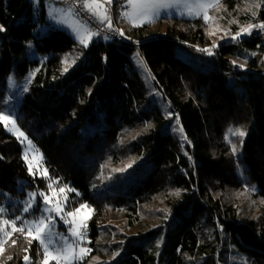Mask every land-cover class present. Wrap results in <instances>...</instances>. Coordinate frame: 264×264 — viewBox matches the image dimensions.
I'll list each match as a JSON object with an SVG mask.
<instances>
[{"label": "trees", "instance_id": "1", "mask_svg": "<svg viewBox=\"0 0 264 264\" xmlns=\"http://www.w3.org/2000/svg\"><path fill=\"white\" fill-rule=\"evenodd\" d=\"M246 1L225 4L236 12ZM44 21L30 0H0V112L10 111V77L27 71L28 42L52 53L22 98L20 125L50 177L72 189L66 207L76 199L92 208L88 253L75 264H264V72L250 59L235 76L228 59L263 50L261 34L215 44L205 21L162 16L120 41L82 45L61 28L43 34ZM135 53L169 113L148 96ZM47 189L0 120V205L12 220L38 219ZM33 193L38 201L24 211ZM18 229L0 264H42L43 246Z\"/></svg>", "mask_w": 264, "mask_h": 264}, {"label": "rangeland", "instance_id": "2", "mask_svg": "<svg viewBox=\"0 0 264 264\" xmlns=\"http://www.w3.org/2000/svg\"><path fill=\"white\" fill-rule=\"evenodd\" d=\"M34 5V11L36 17H41L45 15L46 21L42 22L39 26L40 30L43 34L48 32V30L52 27L61 28L66 30L70 35H72L79 44L88 45L97 35L92 33L90 29L85 24L81 22L72 12V10L60 3L59 1H45L42 3L41 0H30ZM263 0H247L242 7L238 8V11L232 12L227 9L226 0H220V4L217 7H208L204 9H197L195 7L189 8L186 5L194 4L195 0H180V2H176V0H164V2L172 3L174 6L172 7H160L158 10V14L153 18L149 19L147 16H140V9L136 6L140 2V0H133V3H130V0H91L90 4L92 5V9L90 10L101 22L105 24H109L113 26V18L114 12L116 13L119 19L124 18L127 23L133 25H143L144 23L152 22L155 19H158L162 16H177L182 18H199L205 21L208 24V29L210 33V37L213 43L218 44L222 41H235L238 45L240 40L243 37H249L255 33H260L263 38L264 45V29L253 28L251 29V34L240 33L242 28H247L249 25H256L260 23H264V18L260 19L258 17L259 10L262 8ZM204 2H212V0H204ZM131 4V8L129 11L123 9L128 4ZM116 10V11H115ZM199 11V15L189 14L190 12L195 13ZM230 11V12H229ZM70 12L72 13L70 15ZM125 13L133 14L135 18V23H133L132 19L129 16H126ZM255 13V15H253ZM107 15L108 20H103L102 17ZM207 15L208 19H205L204 16ZM245 15H250V21L246 22ZM79 22V23H78ZM124 34V31H122ZM237 33L240 35L233 39ZM125 37V36H124ZM81 40L84 42L82 43ZM173 52H175L178 56L188 57L189 53L187 49L179 44L173 45ZM248 55H241V58L236 56H229L228 59L232 61L233 75L236 76L238 69H247L248 68V60L254 59L259 64V70L264 72V49L263 50H248ZM28 60L24 63L20 64V68L23 69L24 65H27L26 72H18L13 73V75L9 79V91H8V99L11 103L9 113L5 114L9 119L7 121H3L4 125L7 127L8 131L14 134L23 145V156L24 159L30 169L31 172L38 176L47 180L48 189L41 194V198L43 200L42 214L40 218L52 217V220H45V223L51 227L52 232L55 234L51 242L49 243V252L48 255H45L44 250V259L42 264H45V260H47V264H50L51 261H57L60 264H66L65 257L59 255L57 249L61 247L64 243L61 239V234L64 237H67V243L73 244L75 249L76 256H82L80 259H75L72 261V264L81 261L84 256L88 253V249L83 245L87 242L88 232L85 230L87 227V222L92 216V208H81V205H86L83 203H78L75 199V204L70 206L71 208H67L66 205H69L70 194L72 189L68 185H61L57 180L50 177L48 169L45 165V157L43 153L37 148L34 142L30 139L28 134L23 130L20 122L24 120V113L19 109L22 98L28 91V87L30 82L32 81L34 75L40 69L41 65L47 58L52 55V53H39L36 51L34 42L29 41L27 47ZM36 59L37 64H31L32 60ZM133 60L135 62V69L141 74L145 88L147 90L148 96L154 100L155 104H157L160 108L167 111H170V105L166 100H164L163 96L156 90L150 73L146 68L141 56L138 53L133 55ZM243 65V67H241ZM29 66V67H28ZM26 67V66H25ZM25 69V68H24ZM172 117V113L169 114ZM12 120H15V125L12 124ZM178 123V119H175ZM173 130L177 131L180 139L185 142L186 137L184 136V132L180 128L178 124L175 123V127H172ZM19 133H23L21 136ZM233 130L230 131V136H232ZM26 137V139H25ZM28 141H31V145H29ZM131 162L127 161L126 165H129ZM63 188L64 191L61 192L60 189ZM34 194V195H33ZM30 194V207L29 210L34 207L38 201L39 195L37 193ZM48 197V203L44 202V196ZM264 203H260L259 205H263ZM29 206V204H28ZM59 206L62 209V212L57 214L56 212H48L44 211L47 208H56ZM0 208H4L5 211L0 213V251L3 247V244L6 240L10 238L13 232H15L18 228H24L27 230L33 227V222L37 219H21L19 218L12 220L11 217L8 216V208L7 204L0 205ZM80 209L78 213L74 216L69 217L67 215L68 212ZM63 217V219H61ZM22 218V217H21ZM9 221L8 224H4V221ZM74 221L73 224L67 223V221ZM12 221H15V227L12 225ZM17 222V223H16ZM19 222V224H18ZM76 227L78 231L82 233V238L74 236L72 234L73 227ZM7 233V235H5ZM29 233V232H28ZM32 237L36 236V232L33 229L30 234ZM44 249V247H43ZM80 249H85L86 252L81 254ZM56 257V259H53ZM239 264H247L245 258H241Z\"/></svg>", "mask_w": 264, "mask_h": 264}, {"label": "snow or ice", "instance_id": "3", "mask_svg": "<svg viewBox=\"0 0 264 264\" xmlns=\"http://www.w3.org/2000/svg\"><path fill=\"white\" fill-rule=\"evenodd\" d=\"M176 2H180V0H176ZM130 3H133V0H130ZM220 4V0H212V2H204V0H195L194 4H189L186 5L189 8H197V9H204V8H208V7H217ZM83 6L85 8H88L89 10L92 9V5L90 3H88V0H84V4ZM139 9H140V16H147L149 19L153 18L155 15L158 14V10L160 7H172L174 6L172 3H168V2H164V0H140V2L138 3V5H136ZM72 13L70 12V15ZM95 14V13H94ZM189 14H195V15H199V11H196L195 13L190 12ZM126 16H129L130 19H132L133 23H135V16L133 14H129V13H125ZM253 15H255V13H253ZM205 19H208L207 15L205 14L204 16ZM103 20H108L109 18L107 17V15L105 14L102 17ZM79 23V22H78ZM109 27H111V23L109 21L108 24ZM86 28V25L84 26ZM253 28H260V29H264V23H260V24H256V25H249L247 28H242L240 30V33H247V34H251V29ZM3 26L0 25V31H3ZM240 33H237L236 36L233 37V39H236ZM122 35V33H121ZM81 42L83 43L84 41L81 40ZM207 51V50H204ZM212 53L209 52V55H211ZM241 67H243V65H241ZM9 119L8 116H5L2 112H0V120H4L7 121ZM15 120H12V124L15 125ZM7 126V125H6ZM231 131V130H230ZM21 136H23V133H19ZM236 135H240L243 136L245 135L244 132L236 130V132L234 133ZM26 139V137H25ZM29 145H31V141H28ZM233 151H235V146H233ZM31 171V167L29 169ZM61 192L64 191L63 188L60 189ZM34 195V194H33ZM44 202L47 204L48 203V197L45 195L44 196ZM30 207L26 206L24 208V211H28ZM87 205H81V208H87ZM5 211L4 208H0V213H3ZM44 211H48V212H56L57 214L62 212V209L57 206L56 208H47ZM80 211V209H76L73 211H70L67 213V215L69 217L74 216L76 213H78ZM52 220V217H46V218H38L36 221L33 222V227L28 229L29 234L32 233L33 229L36 232V236L35 239H37L39 241V243L44 247L45 250V255H48L49 252V243L51 242L52 237L55 235L52 230L51 227L45 223V220ZM61 219H63V217H61ZM9 221L5 220L4 224H8ZM13 227H15V221L11 222ZM67 223L69 224H73L74 225V221H67ZM19 231H24V229H18ZM0 231H2V229H0ZM72 234L74 236L77 237H81L82 238V233L80 231L77 230V228L74 226L72 229ZM5 235H7V233H5ZM61 239L62 241H64V243L61 245V247L59 249H57L59 255L65 257L66 259V264H72V261L75 259H80L82 258V256H76L75 255V249H74V245L67 243V237H64L63 234H61ZM81 254L85 253L86 250L85 249H80ZM25 259L27 260L28 258L25 257ZM53 259H56V257H53ZM45 264H47V260H45Z\"/></svg>", "mask_w": 264, "mask_h": 264}, {"label": "built area", "instance_id": "4", "mask_svg": "<svg viewBox=\"0 0 264 264\" xmlns=\"http://www.w3.org/2000/svg\"><path fill=\"white\" fill-rule=\"evenodd\" d=\"M41 1H50V0H41ZM59 1L63 5L69 7L74 15L83 22L92 33L97 36L104 37L109 40L120 41L124 38L121 35L120 31L109 27L107 24L101 22L94 14L90 12L88 8L83 6L84 0H54ZM91 0H88L90 3ZM131 5L129 4L126 9H130Z\"/></svg>", "mask_w": 264, "mask_h": 264}, {"label": "crops", "instance_id": "5", "mask_svg": "<svg viewBox=\"0 0 264 264\" xmlns=\"http://www.w3.org/2000/svg\"><path fill=\"white\" fill-rule=\"evenodd\" d=\"M130 4V3H129ZM128 4V5H129ZM127 5V6H128ZM131 5V4H130ZM126 6V7H127ZM126 7H123V9L124 10H126V11H129L130 9H126ZM131 8V7H130ZM116 11V10H115ZM91 12V11H90ZM92 13V12H91ZM93 14V13H92ZM144 24H146V23H144ZM130 26H141V25H133V24H130V23H127L126 21H125V19L124 18H121V19H119V17H117V15H116V13L114 12V18H113V26L111 25V28H113V29H116L117 31H120V33H122V35L124 36V34H123V32L122 31H124L125 32V30L128 28V27H130ZM106 39V38H105Z\"/></svg>", "mask_w": 264, "mask_h": 264}]
</instances>
